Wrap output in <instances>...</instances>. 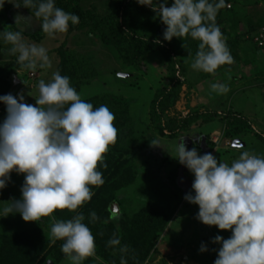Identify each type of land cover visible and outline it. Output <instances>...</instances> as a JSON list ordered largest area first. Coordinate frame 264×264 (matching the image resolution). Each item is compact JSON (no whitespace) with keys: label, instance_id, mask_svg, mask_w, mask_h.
Masks as SVG:
<instances>
[{"label":"clouds","instance_id":"1","mask_svg":"<svg viewBox=\"0 0 264 264\" xmlns=\"http://www.w3.org/2000/svg\"><path fill=\"white\" fill-rule=\"evenodd\" d=\"M14 7L35 8L31 17H14L19 31L0 32V39L12 45L17 62L26 70L51 66L47 49L28 44L22 33L31 26L32 17L41 22L49 36L68 31L69 24L79 23L76 14L56 7L55 0H0ZM152 6L166 29L165 41L190 36L199 41L191 67L195 71L214 74L221 66L231 65L233 57L221 28L215 23L217 13L226 6L225 0H168L152 5V0H137ZM160 41L157 40L156 43ZM177 78L182 80L179 71ZM35 105L24 102L23 94L0 96L6 106V117L0 123V190L10 182V173L24 174L21 198L2 209L5 216L19 214L25 222L40 221L56 210L75 211L92 198L90 186L103 184L97 165L110 144L117 139L115 116L106 105L86 102L71 86L70 78L53 72L48 82L40 80ZM217 94L228 91L222 83H213ZM178 162L194 176L191 191L184 199L198 205L196 219L221 231H231L224 239L217 235L212 243L221 245L214 264H264V156L245 150L229 163L221 162L212 153L199 155L178 143ZM101 166H106L101 164ZM51 227L55 240L63 241L61 252L71 264L94 255V236L84 223L83 214L71 219H56ZM98 217L90 213V220ZM109 246L121 245L116 234ZM121 253L128 246L120 247ZM204 244L200 252H206ZM120 264H127L121 257Z\"/></svg>","mask_w":264,"mask_h":264},{"label":"rangeland","instance_id":"2","mask_svg":"<svg viewBox=\"0 0 264 264\" xmlns=\"http://www.w3.org/2000/svg\"><path fill=\"white\" fill-rule=\"evenodd\" d=\"M237 1L240 11L237 21L241 24L238 32L246 34L251 25L254 27L259 18L263 19L264 0ZM80 4L83 9L95 6L103 16L110 15L114 10V0H81ZM17 14L30 17L21 7L16 8L11 3L6 2L0 8V32L15 31L18 26L14 17ZM235 23L233 20L226 26V30L231 34ZM39 27L40 25L32 19L31 26L25 29L22 37L28 44L45 47L51 66L43 69L38 66L35 71L24 68L17 70L14 97L23 94L25 103L35 105V98L39 95V81L48 82L53 72L58 71V49L61 47L72 48L90 60L99 74L88 87L81 89L78 93L81 98L85 100L102 94L124 97L129 105L133 125L132 141L136 143L142 139L151 140L139 155L133 174L134 182L117 191L116 197L120 204H117V210L113 208V214L130 220L143 207L154 204L167 216V225L154 241L153 250L144 264H214L221 245L212 243V240L217 235L228 239L231 231H221L196 219L198 205L190 204L184 199L191 191L194 176L184 166L179 169L180 163L176 159L177 146L183 142L187 149L195 147L199 155L212 153L221 162L229 164L245 150L264 156V142L260 139L264 137V49H256L245 36L235 50L233 58L236 60L209 78L201 77L200 71L192 69V63L184 61L182 72L190 84L189 93L194 96L191 106L223 116L230 111L239 113L248 120L249 129L238 138L231 137L224 123L216 117L209 124L193 126L188 133L175 140L160 136L150 120L153 95L158 88L169 82L166 62L159 52L149 54L141 64L140 71H136L125 66L110 46L95 43L83 34L71 32L69 28L65 33H56L53 36L47 34L40 42H35L25 35L35 33ZM11 47L12 45L0 39V62L18 63V53L12 54ZM118 74L129 76L121 78ZM213 83L227 85L228 91L222 94L213 92ZM3 109L6 110L5 105L0 106V111ZM235 139L241 140L245 146L233 149L231 145ZM173 171H176V180L183 192H178L170 181ZM24 179V174L13 171L10 173V182L5 189L0 190V238L36 225L35 221L25 222L19 214L5 216L2 213V209L10 206V202L21 198L20 189ZM52 225L48 227L51 236ZM52 238L54 240L53 236ZM202 244L207 248L203 253L200 252ZM183 258H188V261L183 262ZM89 259L90 262L87 260L86 264H107L95 255ZM48 263L71 264V261L65 256L60 263H56L47 257L40 264Z\"/></svg>","mask_w":264,"mask_h":264},{"label":"trees","instance_id":"3","mask_svg":"<svg viewBox=\"0 0 264 264\" xmlns=\"http://www.w3.org/2000/svg\"><path fill=\"white\" fill-rule=\"evenodd\" d=\"M174 0H168L166 6H171ZM81 0H55L56 7L65 12L76 14L79 23L69 24V30L85 35L91 41L101 43L113 48L123 64L132 70L140 71L141 64L149 54L159 52L166 62L169 73L167 85L158 88L150 104V120L160 136L178 139L188 133L195 125H206L216 117L224 123L230 136L238 138L248 131L246 117L236 112H229L226 116L217 112H206L191 106L194 96L190 94V84L185 79L182 66L187 61L192 63L198 51L199 41L190 36L173 38L165 41L163 33L166 29L152 6L141 5L137 0H114V10L108 16L99 14L95 6L89 9L81 7ZM163 3V0H152V5ZM226 6L217 13L215 23L221 28L223 37L230 53L235 56V50L245 36L256 49H264L254 42V38L263 30L264 17L258 19L256 25H252L246 31L239 33L240 15L237 0H225ZM229 6V7H228ZM28 16L34 15L36 9L21 7ZM245 17V16H244ZM243 17V18H244ZM250 18V17H249ZM39 25V29L25 35L35 42H40L47 35L41 29V22L32 17ZM236 21L233 25V34L226 30L230 21ZM15 31H19L18 27ZM23 34V33H22ZM159 40V43L156 41ZM58 71L61 75L70 78V84L77 93L82 88L88 87L92 80L98 76L97 70L90 60L67 46L58 49ZM238 59V58H237ZM236 59L233 58V61ZM185 61V62H184ZM228 65L221 66L214 74L200 71L201 77L209 78ZM21 65L15 62H0V96L15 93V80L17 70ZM179 71L182 80L177 78ZM86 102L94 108L106 105L114 114V126L117 128V139L114 144L108 146L103 155L101 164L97 170L103 174V184L90 186L92 198L75 211L67 209L56 210L52 216L35 221V226L0 238V264H40L45 258L50 257L56 263L64 258L60 250L63 241L53 240L48 227L56 219L68 220L78 214L85 217L84 223L90 228L95 242L94 255L107 264H120L121 257L127 264H144L153 250L154 241L167 225L168 218L163 211L154 204L143 207L130 220L113 214L114 204H120L117 199V191L129 186L135 180L134 171L137 167L141 152L150 144L151 140L132 141L133 125L127 100L124 97L113 94L95 95ZM0 106L4 104L0 103ZM6 117V110L0 111V123ZM264 142V137H260ZM182 165H179V169ZM176 171L170 174V181L178 192L182 189L177 182ZM177 192V193H178ZM183 192V191H182ZM178 197V195H175ZM95 212L98 219L90 220V213ZM116 234L121 240L119 246H109L108 241ZM127 245L128 251L121 253L120 247ZM188 259V258H187ZM183 258V262L188 260ZM89 257L82 261L86 264Z\"/></svg>","mask_w":264,"mask_h":264},{"label":"water","instance_id":"4","mask_svg":"<svg viewBox=\"0 0 264 264\" xmlns=\"http://www.w3.org/2000/svg\"><path fill=\"white\" fill-rule=\"evenodd\" d=\"M129 75H125V74H118V77H121V78H127ZM13 83H15V80H13ZM245 146V144L241 141V140H239V139H235L233 142H232V145H231V147L233 148V149H235V148H242V147H244ZM182 167H183V165H182ZM114 208L117 210V204H114ZM48 264H50V263H48Z\"/></svg>","mask_w":264,"mask_h":264},{"label":"built area","instance_id":"5","mask_svg":"<svg viewBox=\"0 0 264 264\" xmlns=\"http://www.w3.org/2000/svg\"><path fill=\"white\" fill-rule=\"evenodd\" d=\"M229 7V6H228ZM254 42L258 44V46H262L264 43V32L263 30L254 38ZM33 75L30 77L32 78Z\"/></svg>","mask_w":264,"mask_h":264}]
</instances>
